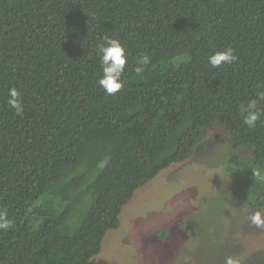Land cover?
I'll use <instances>...</instances> for the list:
<instances>
[{"label":"trees","instance_id":"trees-1","mask_svg":"<svg viewBox=\"0 0 264 264\" xmlns=\"http://www.w3.org/2000/svg\"><path fill=\"white\" fill-rule=\"evenodd\" d=\"M105 37L128 56L114 95L98 83ZM228 48L239 60L213 68ZM261 91L264 0H0V212L14 222L0 264H89L137 190L215 124L236 196L264 208V119L249 128L241 114Z\"/></svg>","mask_w":264,"mask_h":264},{"label":"rangeland","instance_id":"rangeland-1","mask_svg":"<svg viewBox=\"0 0 264 264\" xmlns=\"http://www.w3.org/2000/svg\"><path fill=\"white\" fill-rule=\"evenodd\" d=\"M231 153L228 130L209 126L186 161L137 190L89 264H264V229L249 220L264 208L236 196L225 175Z\"/></svg>","mask_w":264,"mask_h":264},{"label":"clouds","instance_id":"clouds-1","mask_svg":"<svg viewBox=\"0 0 264 264\" xmlns=\"http://www.w3.org/2000/svg\"><path fill=\"white\" fill-rule=\"evenodd\" d=\"M98 54L103 71L102 77L98 83L107 95L118 93L124 86L123 75L128 65V56L124 45L118 39L105 37V43L99 46ZM239 57L235 54L232 48L225 51L212 54L208 58L209 64L213 68L221 67L224 64H233L237 62ZM151 63L149 55L139 57L137 64L146 66ZM142 67H137L136 71H142ZM258 99H252L247 104L241 106V114L244 117V124L249 128H255L262 119H264V109L258 108V100H264V91L257 93ZM10 108L15 110L17 115H22L24 112L23 97L15 88L9 91L7 101ZM107 160L99 164L100 168L105 167ZM254 177L261 178L260 170H253ZM250 223L259 229H264V213L256 211L249 217ZM14 227V222L9 219L6 212H0V229L9 230ZM225 264H239V262L231 257H226Z\"/></svg>","mask_w":264,"mask_h":264}]
</instances>
